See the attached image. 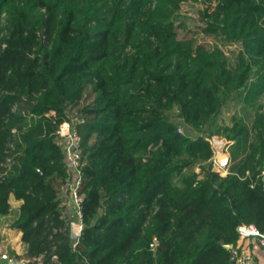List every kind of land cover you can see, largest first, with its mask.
<instances>
[{
  "label": "trees",
  "instance_id": "trees-1",
  "mask_svg": "<svg viewBox=\"0 0 264 264\" xmlns=\"http://www.w3.org/2000/svg\"><path fill=\"white\" fill-rule=\"evenodd\" d=\"M187 1L0 0V220L22 234L17 263L231 264L238 227L264 230V0H201L213 17L201 31L240 45L229 53L181 38ZM228 103L247 119L223 130ZM70 115L85 195L75 247L56 142ZM221 135L234 142L222 171L208 163Z\"/></svg>",
  "mask_w": 264,
  "mask_h": 264
},
{
  "label": "rangeland",
  "instance_id": "rangeland-1",
  "mask_svg": "<svg viewBox=\"0 0 264 264\" xmlns=\"http://www.w3.org/2000/svg\"><path fill=\"white\" fill-rule=\"evenodd\" d=\"M207 4L203 3L201 0L200 1H194V0H188L187 2H185L183 4L182 7V11L179 14V20H183L185 22H187V28L184 30H181L180 32V36L181 38L185 37V36H189L188 38H191L192 36H194V38L200 42V43H211L212 45L218 44L220 45L227 53H229L231 50H236V52L241 48L239 44H234V45H226L224 46L222 44V42H218V37L212 36V35H208L206 33H203L201 30L204 27H207V25L204 23V18L205 20H210V22L213 20V17H205L203 16L202 11L204 9H206ZM213 9L209 10V14L212 15L213 13ZM262 101H264V99H262ZM259 104V103H258ZM258 104H255L256 106ZM255 106V107H256ZM244 107L241 104H234V103H228L222 110L221 114L218 116V118L216 119L219 124L222 126L223 130L224 129H230L232 128V126H234V123L236 122V120H238L237 118H245L247 119V111L243 109ZM252 112H255V108L252 109ZM18 112H20V110H18ZM235 116V117H234ZM71 118L76 120V117H73V115H70ZM236 119V120H235ZM77 122V121H76ZM178 122L181 124L179 127L180 129L183 131L184 134H187L190 138H197L199 136H203L202 135V131H196L191 125L185 123L183 121V119H178ZM15 132V136H18V130L17 128L14 130ZM219 139L223 140V139H228L226 137V135H221V136H217ZM18 139L16 138L15 142ZM210 141H211V145L213 148V144H212V137H210ZM230 144L229 146H227L226 148V152L230 155V161L232 158L231 155V144H233L234 142L232 140H229ZM14 142V144L11 146L10 151L8 152V162L4 165V167H11L13 162H11L12 158H13V154L15 151V145L16 143ZM216 150L213 149V155L212 158L208 161V163H212L215 166L216 170H224L220 167V165L217 162L216 159ZM229 161V164H230ZM228 164V166H229ZM204 165H206V162H204ZM200 166V165H199ZM199 168V167H198ZM226 170V169H225ZM223 174H226V171L223 172ZM72 221H76L75 218H72ZM71 222V220H70ZM3 225L5 227V233L4 234V238L3 241H1L2 243L0 244V256L2 258V260H5L6 263H8L9 260L7 259H3L4 255L8 256V259H12L14 260L15 257L12 255L13 251H17V238H18V233L11 229L10 226L7 224L6 221H1L0 220V226ZM1 240V238H0Z\"/></svg>",
  "mask_w": 264,
  "mask_h": 264
},
{
  "label": "built area",
  "instance_id": "built-area-1",
  "mask_svg": "<svg viewBox=\"0 0 264 264\" xmlns=\"http://www.w3.org/2000/svg\"><path fill=\"white\" fill-rule=\"evenodd\" d=\"M76 121H79V119L76 118V120L64 121L59 125L56 131V142L64 153L68 172L70 174V179L66 185L63 186L62 190L66 191L69 206H71L75 214L74 217L76 221L70 223L71 240L74 247L80 240L84 226L82 221V202L85 198V195L80 192L83 184L82 136L76 126ZM238 233L240 238H253L260 246L264 247V230L259 229L256 225L242 224L238 227ZM157 244L158 239L154 238L152 246L155 247ZM3 259L9 260L8 264H15L16 262L15 260L8 259L7 255H4ZM253 261V255L247 250L238 245L232 248L230 255L231 264H254Z\"/></svg>",
  "mask_w": 264,
  "mask_h": 264
},
{
  "label": "crops",
  "instance_id": "crops-1",
  "mask_svg": "<svg viewBox=\"0 0 264 264\" xmlns=\"http://www.w3.org/2000/svg\"><path fill=\"white\" fill-rule=\"evenodd\" d=\"M61 198L63 200V207H64V213L66 216H68L69 221L71 220L70 223L75 222L72 221V218H75V214L73 209L71 208V206H69V202H68V197H67V193L65 190H62V195ZM20 203L17 202H13V207L17 208L19 207ZM5 227L3 225H1L0 227V235L2 234V236H4L3 233H5ZM21 237L22 234L18 233V238H17V251L18 253H21L23 250V244L21 242ZM237 245L242 247L243 249L247 250L248 252H250L253 255L254 258V264H264V247L260 246L258 244V242L253 239V238H240L237 241Z\"/></svg>",
  "mask_w": 264,
  "mask_h": 264
},
{
  "label": "water",
  "instance_id": "water-1",
  "mask_svg": "<svg viewBox=\"0 0 264 264\" xmlns=\"http://www.w3.org/2000/svg\"><path fill=\"white\" fill-rule=\"evenodd\" d=\"M212 144H213V149L216 150V159L218 164L222 169H227L228 164L230 161V155L226 152L227 146H229L230 141L228 139H219L217 136L212 137ZM230 248V246H228ZM15 264H19L15 262Z\"/></svg>",
  "mask_w": 264,
  "mask_h": 264
}]
</instances>
